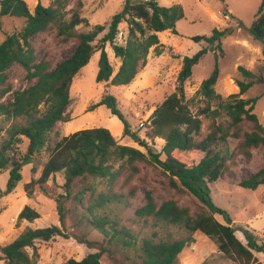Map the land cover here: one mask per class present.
<instances>
[{
  "label": "trees",
  "instance_id": "1",
  "mask_svg": "<svg viewBox=\"0 0 264 264\" xmlns=\"http://www.w3.org/2000/svg\"><path fill=\"white\" fill-rule=\"evenodd\" d=\"M68 3L69 0H53L48 6L37 3L31 12L24 0H0V18L24 20L18 33L7 35L0 43V117L24 120L23 124L14 122L0 143V173L8 172L6 193L15 190L22 180V169L27 165L31 166L29 181L23 185V190L28 198L36 190L47 195L45 186L55 175L62 176L64 193L55 199L60 226L48 224L28 205L21 209L15 220V231L0 244L2 264H39L41 245L57 238L69 239L70 235L63 228L62 204L63 199L69 198L84 209L87 224L112 246L137 250L142 264H176L179 254L192 243L190 238L155 241L145 237L138 242L130 227L117 218L95 212L110 203L127 205L129 198L135 195V188L123 194L114 192L113 186L121 178L124 185L129 184L140 173V165L160 168L168 175L169 186L194 198L198 207L192 213L191 208L179 205L174 198L158 204L152 190L144 189V203L134 211L138 221L151 222L153 226L177 227L190 233L199 232L214 239L225 258L239 264H263L254 254L264 256V230L259 238L247 226L234 227L229 214L212 202L209 188L228 171V163H234L238 156L249 162L253 149L264 152V125L253 112L257 98H238L251 88L254 75L238 67L243 77L236 82L239 93L223 99L214 89L219 76L216 62L198 90L204 105L195 115L176 94L166 97L154 110L144 134L150 141L155 138L164 140L161 150L164 160L131 129L117 106L116 98L108 93L91 106L90 111L104 106L123 127L122 137L130 138L145 152L119 144L103 127L59 136L57 125L69 121L66 108L70 102L72 81L95 53H99L96 83L128 86L146 66L151 49L160 56L157 34H176V23L184 16L182 7L177 4L163 7L157 0H124L121 11L113 15L107 29L96 25L89 32L77 34L75 28L87 24V20L80 16V3L67 9ZM122 23L126 24L127 33L123 43H118V27ZM48 32H54L63 43L76 40L72 53L53 68L49 61L39 58L32 43L34 38ZM249 32L261 43L264 58V0ZM224 34L215 29L209 37L194 36L191 40L207 43L212 51L217 50L222 56L221 38ZM106 45L112 47L114 58L120 63L115 74L105 51ZM206 53L207 48H203L182 59L177 76L180 83L191 77L193 67ZM15 65L25 71L27 83V87L17 91L9 80V71ZM7 95L11 99L4 102ZM222 116L227 117L225 125ZM2 132L0 126V135ZM230 139L237 142L232 152L215 150L219 143L226 144ZM24 140L28 143L21 152L19 147ZM94 181L106 182L108 194L97 195ZM77 184L81 189L73 194ZM260 185H264V165L240 182V187L251 190ZM216 217H221L224 223ZM237 231L245 243L237 238ZM78 243L92 247L94 242L81 238ZM64 264H101L100 253L87 254L78 261L69 259Z\"/></svg>",
  "mask_w": 264,
  "mask_h": 264
},
{
  "label": "rangeland",
  "instance_id": "2",
  "mask_svg": "<svg viewBox=\"0 0 264 264\" xmlns=\"http://www.w3.org/2000/svg\"><path fill=\"white\" fill-rule=\"evenodd\" d=\"M32 12L37 3L48 6L53 0H24ZM163 7L180 5L183 9V18L176 23V34L170 32L158 33L160 56L151 49L146 66L137 75L132 84L124 87L109 86L105 83H96L95 77L98 70L99 53H95L90 62L83 67L74 77L70 87V102L66 108V123H59L56 131L59 136H67L81 129L103 127L119 141V144L134 147L142 152L145 150L128 137H122L123 127L116 117L100 106L90 111L105 94L113 95L117 100V106L125 116L131 129L151 147L153 153L160 154L164 140L155 138L150 141L145 138L146 127L156 107L169 95L176 94L182 98L183 104L191 114H196L203 107V98L198 94L200 85L205 80L217 62L219 76L214 87L216 93L223 99L239 93L237 81L243 80L238 72V67L250 71L254 75V83L248 91L240 95V99L257 98L254 113L259 122L264 125V58L262 45L250 34V27L256 17L262 0H157ZM81 4L80 16L87 20V24L75 28V33H86L93 30L94 26L102 25L106 29L111 18L120 12L124 0H69L67 9H73ZM69 16V15H68ZM24 25L21 18H0V43L7 35L18 33ZM117 42L123 43L127 26L119 25ZM225 32L221 38L223 55L219 56L217 50L212 51L207 43H196L191 40L194 36L209 37L213 30ZM121 33V38L119 35ZM101 37V35L99 36ZM34 49L39 58H44L51 63L52 68L67 58L73 51L76 40L67 43L60 42L54 32H48L32 40ZM207 48V53L192 69V75L185 82L177 79L181 69L182 59L191 57L201 49ZM110 64L114 74L119 68V61L114 58L112 47L106 45ZM9 80L14 90H22L27 87L25 71L18 65L9 71ZM10 95L3 101H10ZM226 116H222L225 125ZM23 124L24 120H6L0 117V126L3 132L1 140L5 137V131L13 123ZM207 123V120H204ZM27 140L19 147L24 152ZM237 145L236 141L229 140L226 144L219 143L215 150L232 152ZM264 165V152L260 149L252 150V159L246 162L238 156L234 163H228V171L214 184H210L212 202L225 210L234 227H245L254 232L259 238L264 230V185L256 189L240 187V182L247 179ZM30 165L22 169V180L11 193H6L8 172L0 173V244L7 236L15 231V220L21 209L28 205L34 208L48 224L60 226L55 199L63 195V179L61 175H55L45 186L47 195L36 190L28 198L23 190V185L29 181ZM232 173V175L230 174ZM96 194H108V184L104 181H94ZM135 188V195L129 198L127 205L124 203H110L95 212L100 215H109L117 218L123 225L132 229L139 242L142 238L158 240H177L190 238L189 244L179 254L176 264H239L225 258L217 247V242L199 232L190 233L177 227L164 225L153 226L151 222L138 221L134 211L144 203V189L152 190L155 201L174 198L181 206H188L192 213L197 210L198 203L191 196L175 191L169 186L168 175L160 168L149 165H140V173L127 185L123 178L113 186L114 192L127 193ZM81 189L79 184L73 188V194ZM96 196V195H95ZM64 229L70 238L64 240L57 238L54 242L40 246L41 260L39 264H64L69 259L81 260L90 253H100L101 264H142L139 253L134 249H121L109 244L102 235L94 231L83 217L84 209L73 199H63ZM216 219L224 223L221 217ZM155 234V235H154ZM236 236L245 243L242 234L237 231ZM84 238L94 242L92 247L78 243V239ZM258 261L264 264L262 254H254ZM1 257V253H0ZM2 264V261H0Z\"/></svg>",
  "mask_w": 264,
  "mask_h": 264
},
{
  "label": "built area",
  "instance_id": "3",
  "mask_svg": "<svg viewBox=\"0 0 264 264\" xmlns=\"http://www.w3.org/2000/svg\"><path fill=\"white\" fill-rule=\"evenodd\" d=\"M119 34V33H118ZM119 38H121V33H120V35H119Z\"/></svg>",
  "mask_w": 264,
  "mask_h": 264
}]
</instances>
